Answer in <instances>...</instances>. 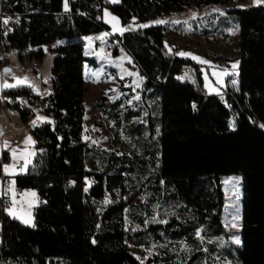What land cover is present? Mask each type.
Instances as JSON below:
<instances>
[{
    "label": "trees",
    "instance_id": "16d2710c",
    "mask_svg": "<svg viewBox=\"0 0 264 264\" xmlns=\"http://www.w3.org/2000/svg\"><path fill=\"white\" fill-rule=\"evenodd\" d=\"M231 1L75 0L70 16L59 21L64 0H0L11 28L5 35L0 29V51L14 50L22 61L24 50L41 62V46L59 42L51 48L45 97L26 84L0 91V111L13 108L23 120L40 102L39 112L50 118L27 125L35 154L14 176L17 189L36 191L34 225L0 202V264H175L166 247L145 261L131 252L151 239L186 242L190 249L180 264H264V3L228 10L237 18L239 58L238 86L225 101L205 91L198 62L166 46L162 25L129 26ZM96 6L128 27L118 36L144 75L145 114L139 118L130 109L122 116L136 148L128 152L93 150L82 138L84 65L93 59L84 54L81 37L108 29L95 20ZM185 70L196 83L176 78ZM236 173L242 176L239 243L226 240L221 216L222 176ZM114 189L119 197L111 194L104 203ZM141 191L149 193L147 202L139 199ZM157 202L166 210L162 220L151 215ZM136 210L151 216L144 227L136 223L143 219Z\"/></svg>",
    "mask_w": 264,
    "mask_h": 264
},
{
    "label": "rangeland",
    "instance_id": "374dc122",
    "mask_svg": "<svg viewBox=\"0 0 264 264\" xmlns=\"http://www.w3.org/2000/svg\"><path fill=\"white\" fill-rule=\"evenodd\" d=\"M116 2L117 0H109ZM264 3V0H233L229 3L211 7L197 9H185L180 12H175L170 17H159L149 21L136 24L131 22L129 25L135 28L140 25H162L165 29V44H170L178 53H188L184 55L198 62L202 69L201 82L207 93H213L222 88L216 83L221 80L224 87L232 90L237 89L236 79L237 64L239 58V30L237 18L228 12L232 8H244ZM64 4V2H63ZM102 19L111 28V32L116 35H121V23L118 16L112 13L108 8H103ZM4 23L7 16L1 17ZM162 21L163 23H157ZM84 43V54L93 59L92 64H86L85 80H84V132L83 140L88 144V147L97 151L106 152H128L129 149H136L129 138L123 131L124 119L122 118L126 110H135L141 118L145 114L141 99V90L144 81V75L133 64V58L130 53L115 39H112L107 34L102 32L92 33L81 37ZM98 40V44L94 46V41ZM59 43V42H57ZM43 57L41 60V74L37 79H30L22 74L23 63L29 58L28 54L23 50L22 61L17 58L16 51H5V57L8 58L5 66H8L10 71L0 72V89L12 87H4L8 85H29L34 91H41V83L45 89H48L50 84V67L54 53L50 51L49 46L44 44L41 46ZM113 50L116 52L114 53ZM179 55V54H178ZM182 56V55H180ZM2 52L0 51V58ZM198 57L201 60L209 63H201L200 60L194 59ZM218 63H225L227 68L221 70ZM6 69V68H5ZM229 75L228 78H225ZM183 81L196 83L194 74L190 70H185L182 75L177 76ZM22 81V83H19ZM115 104V113L112 112L111 105ZM10 114H13L10 112ZM14 116V117H13ZM36 121L43 122L50 118L42 112L35 113ZM12 120L18 122L19 129L15 132H23L24 137L18 145L13 146L11 151L15 157H21L23 167L15 172L25 171L30 164L33 155L35 154V139L29 134L28 128L23 125V120L17 115H12ZM6 125V117L3 110L0 111V135L4 132ZM28 132V133H27ZM30 138V142H29ZM10 134L4 139L0 137L1 145H10ZM137 151V150H136ZM89 167L96 169V160L92 157H87ZM7 168V166H5ZM5 168V169H6ZM4 169V170H5ZM222 190L224 195V204L222 208V221L227 232L226 240L228 242H240L241 230V210H242V176L240 173L229 174L222 176ZM20 194L25 203L28 205L26 210H18L15 203L5 205L4 209L16 217L23 223L33 226L34 218L32 217L33 204L38 197L33 196L31 192H16ZM120 193L114 194L118 198ZM149 193L141 191L139 199L147 202ZM110 198L103 199L107 203ZM158 202L151 209L152 217L160 220V213H164L165 209H160ZM135 215L141 214L143 217L142 224L136 222L140 227H144L147 221L151 218L148 214L136 210ZM199 235V233H197ZM166 247L174 253L175 264L182 263L186 260L189 251V245L184 241L178 243L169 242L168 239L163 241L151 239L148 245L133 246L131 252L141 261L150 258L160 248ZM184 257V258H183ZM215 262L224 261L219 257L214 258ZM10 262L8 264H15ZM7 264V263H5Z\"/></svg>",
    "mask_w": 264,
    "mask_h": 264
},
{
    "label": "built area",
    "instance_id": "2783aa9c",
    "mask_svg": "<svg viewBox=\"0 0 264 264\" xmlns=\"http://www.w3.org/2000/svg\"><path fill=\"white\" fill-rule=\"evenodd\" d=\"M68 4L67 8H63L58 14H56V19L57 20H62L63 18H68L70 16V7H69V3L71 1H75V0H65ZM95 20H101V12L102 10L99 8V6L95 7ZM7 16L6 14H3L0 10V21L2 16ZM0 29L2 30L3 34H8L11 32V28L10 26H8L5 23H0ZM102 33L107 34L109 37H111L112 39H115L116 41L119 42V44H122V41L119 39V36L116 35L115 33L109 31L108 29H103ZM166 46L170 49L172 48L170 44H166ZM2 52V57L0 58V72L1 74L4 73L5 71V50L2 48L1 49ZM218 66L221 70H225L227 68L225 63H218ZM41 62L39 61L38 58L36 57H29L26 62L23 63V67H22V74L26 75L27 77H29L30 79H37L40 74H41ZM217 84H219L220 86H222V88L215 94L220 100H226L227 97H232L233 98V92L230 88L228 87H224L222 85L221 80L216 81ZM40 88L42 89L40 91V96L41 97H45L48 93V90L45 89V86L43 83H41ZM195 106V105H193ZM42 108V105L40 102H35L27 116L23 119V125L27 127L28 124L32 123L35 120V113L39 112ZM230 119L234 120L235 119V114H231L230 115ZM19 124L16 121H13L8 115L6 116V125H5V129L4 132L1 133L0 137L1 139H4L7 134H10V142L11 144L9 146H7L6 148H4L1 153H0V165L1 167L5 164H10L13 163L15 165V167H17L18 169H21L23 167V160L22 159H14L12 156H10L8 153L12 151V146L13 145H17L20 143L21 140V133L20 132H15V130L19 129ZM3 152H6L7 154L4 155ZM119 189H114L111 193H106L104 196L105 198H110L111 194H116L119 193ZM0 202L2 204H11L12 203V199L11 197L7 196L5 194V192L0 189ZM21 209H26L27 208V204L26 203H22L20 205ZM1 264H5L3 260H1ZM15 264H20V263H15Z\"/></svg>",
    "mask_w": 264,
    "mask_h": 264
},
{
    "label": "crops",
    "instance_id": "0c3cea01",
    "mask_svg": "<svg viewBox=\"0 0 264 264\" xmlns=\"http://www.w3.org/2000/svg\"><path fill=\"white\" fill-rule=\"evenodd\" d=\"M68 4L67 2L64 0V4H63V8H67ZM103 10V9H102ZM101 21H103L102 19V12H101ZM107 26H108V30L111 31V28L110 26L105 22L103 21ZM128 27L127 26H123L121 25V29H120V32L122 33L123 31L127 30ZM57 42H55L54 44H56ZM54 44H47L49 46V49L51 51V48ZM96 44H98V40L94 41V46H96ZM53 53V52H52ZM6 69H9V67L7 66ZM5 69V70H6ZM85 70H86V64L84 65V80H85ZM229 75H227L225 78H228ZM236 84H238V79H236ZM51 88V83L49 84V87L47 90H50ZM221 88V86H220ZM2 89H0L1 91ZM219 91V90H218ZM218 91L216 92H213V93H209V94H216ZM37 93H40L39 91H35ZM4 113H5V117L8 115L11 119H12V115H17V111L13 108H9V107H5L3 109ZM13 113V114H10ZM14 117V116H13ZM14 121V120H13ZM22 137H24V133L21 131L20 132ZM28 133V132H27ZM21 137V138H22ZM21 141V140H20ZM18 145V144H17ZM7 146L9 145H1L0 144V153L1 151L6 148ZM14 146V145H13ZM13 146H12V150H13ZM10 156H12L14 159H22L21 157H15L12 155L11 152L8 153ZM5 166H7V171H5L4 169L6 168ZM16 170H18L17 167H15V165L13 163H10V164H5L1 167V173H0V189H2L5 194L9 197H11L12 199V203L14 202L15 203V207L19 210H26L28 208V205H27V208L26 209H21L20 208V205L22 203H25V201L23 200V198L20 197V194L18 193H15L16 192V185H15V181H14V176L17 175V174H21V173H24L25 171H21V172H15ZM22 170V169H21ZM26 170V169H25ZM31 192L33 194V196H36L37 198V194H36V191L34 189H21L19 190V192ZM38 203V199L36 200V202L33 204V207ZM32 217H33V210H32Z\"/></svg>",
    "mask_w": 264,
    "mask_h": 264
},
{
    "label": "snow or ice",
    "instance_id": "6c2138e0",
    "mask_svg": "<svg viewBox=\"0 0 264 264\" xmlns=\"http://www.w3.org/2000/svg\"><path fill=\"white\" fill-rule=\"evenodd\" d=\"M8 21L7 20H5L4 21V23L6 24ZM157 23H163L162 21H159V22H157ZM139 27H148V25H140ZM179 55H182V56H184V55H191V54H188V53H183V52H181V53H178ZM194 59H198V60H200V62L201 63H209L208 61H204V60H201L200 58H198V57H193ZM5 71H10V70H8V69H6ZM19 83H22V81H20ZM4 87H15V85H8V84H5L4 85ZM33 124H35V121H33ZM29 142H30V138H29ZM5 171H7V168L5 169Z\"/></svg>",
    "mask_w": 264,
    "mask_h": 264
}]
</instances>
